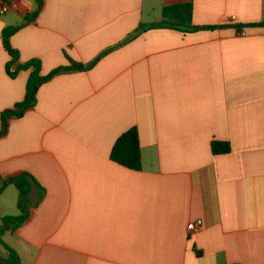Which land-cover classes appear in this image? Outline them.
I'll use <instances>...</instances> for the list:
<instances>
[{"label": "crops", "instance_id": "crops-1", "mask_svg": "<svg viewBox=\"0 0 264 264\" xmlns=\"http://www.w3.org/2000/svg\"><path fill=\"white\" fill-rule=\"evenodd\" d=\"M43 1L29 23L33 0H0V132L33 72L9 76L5 29L21 27L17 66L87 71L44 85L0 136V175L40 186L3 243L21 264H264V28L250 27L264 23V0ZM183 4L203 30L148 28ZM133 128L141 171L111 158ZM19 199L13 185L0 194V226Z\"/></svg>", "mask_w": 264, "mask_h": 264}, {"label": "trees", "instance_id": "trees-1", "mask_svg": "<svg viewBox=\"0 0 264 264\" xmlns=\"http://www.w3.org/2000/svg\"><path fill=\"white\" fill-rule=\"evenodd\" d=\"M36 3V10L27 17L29 23L34 22L39 17L44 7L43 0H33ZM194 7L192 4H183L165 7L163 10V19L159 24H154L149 29L167 28L179 30L182 32H194L203 30L193 24ZM250 27H263V24L251 25ZM20 26L7 28L3 32V43L8 51L11 61L7 65V72L11 78H15L20 71L33 70L26 88V98L23 102L17 104L14 109L2 113V131L0 136L5 135L9 121L14 118H22L27 111L33 110L38 102L39 90L46 84L52 82L55 78L87 71L86 67L70 61L69 66L58 68L49 75H42L41 63L39 61H31L25 65L17 66L19 61V53L11 46V38L20 30ZM216 27H210L206 30H216ZM141 30H145L144 28ZM213 153L228 154L231 151L230 145L227 143L214 142L212 145ZM113 162L132 171H141L143 168L142 152L139 131L133 128L126 132L116 142L111 156ZM15 186L20 192L18 207L20 215L18 217H6L2 220L0 226V240L7 252L6 257H0V264H21L19 255L6 244L2 238L8 232L14 233L21 228L29 219L31 213L30 196L33 188H40L36 180L28 174H23L15 179L6 180L0 175V194H2L9 186ZM43 196L40 200H42Z\"/></svg>", "mask_w": 264, "mask_h": 264}, {"label": "built area", "instance_id": "built-area-1", "mask_svg": "<svg viewBox=\"0 0 264 264\" xmlns=\"http://www.w3.org/2000/svg\"><path fill=\"white\" fill-rule=\"evenodd\" d=\"M9 10H10L9 6H7L6 4H1V6H0V16H3L6 13H8ZM202 225H203L202 221H198L197 223H194V224L189 226V231L190 232H195L198 229H200L202 227Z\"/></svg>", "mask_w": 264, "mask_h": 264}]
</instances>
